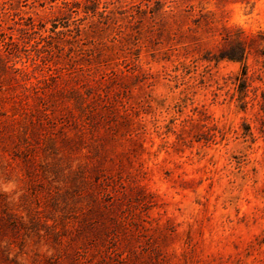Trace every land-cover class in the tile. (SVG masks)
<instances>
[{"label":"rangeland","instance_id":"obj_1","mask_svg":"<svg viewBox=\"0 0 264 264\" xmlns=\"http://www.w3.org/2000/svg\"><path fill=\"white\" fill-rule=\"evenodd\" d=\"M0 264H264V0H0Z\"/></svg>","mask_w":264,"mask_h":264},{"label":"clouds","instance_id":"obj_2","mask_svg":"<svg viewBox=\"0 0 264 264\" xmlns=\"http://www.w3.org/2000/svg\"><path fill=\"white\" fill-rule=\"evenodd\" d=\"M8 189L6 188L5 191H7Z\"/></svg>","mask_w":264,"mask_h":264}]
</instances>
